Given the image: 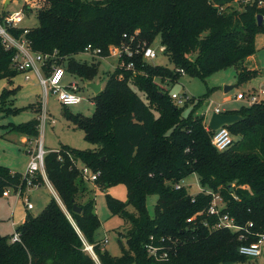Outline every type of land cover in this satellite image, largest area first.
Segmentation results:
<instances>
[{
  "label": "trees",
  "instance_id": "obj_1",
  "mask_svg": "<svg viewBox=\"0 0 264 264\" xmlns=\"http://www.w3.org/2000/svg\"><path fill=\"white\" fill-rule=\"evenodd\" d=\"M259 1L34 0L38 25L31 28L9 26L6 17L10 12L0 13V21L12 35L26 38L32 51L49 56L42 66L47 75L54 64H62L84 83L93 82L101 60L77 57L87 45L102 48L104 55L111 45H128L134 51L132 56L124 55V65L108 72L104 86L94 96L91 116L64 106L65 117L95 147L62 145L45 155L47 178L66 211L52 196L39 214L29 213L16 228L19 241L11 240L13 233L0 232V264H256L239 248L264 233V99L224 111L241 116L225 125L241 138L219 151L212 144L214 130L207 127L205 115L196 112L207 96H192L178 106L170 91L160 85L175 83L185 74L205 80L233 66L238 85L256 77L259 71L246 62L257 51V35L264 33V22L259 25L257 18L264 19ZM234 3L238 5L234 7ZM31 8L25 4V9ZM157 38L171 66L143 59V43L153 45ZM17 51L7 47L0 36V79L10 84L0 94V113L34 109L37 117L6 127L36 140L42 101L15 105L20 87L13 83L21 73L16 67ZM129 63L134 67L128 68ZM190 104L193 109L185 115ZM83 166L100 173L97 189L116 184L127 188L126 201L106 193L111 214L128 225L120 232L126 239L121 256L112 255L95 237L101 220L95 199L81 200L88 193ZM192 174L198 176L201 186L197 194H191L185 185L176 186ZM33 181L38 186L45 184L40 173ZM19 187L27 188L24 175L0 164V196L6 189ZM212 193L223 196L222 211L234 217L242 229L213 227L217 218L206 213ZM151 195L158 197L154 215L147 205ZM79 232L93 245L98 261L85 250ZM163 237L173 246L169 256L150 255L147 244L161 243Z\"/></svg>",
  "mask_w": 264,
  "mask_h": 264
},
{
  "label": "rangeland",
  "instance_id": "obj_2",
  "mask_svg": "<svg viewBox=\"0 0 264 264\" xmlns=\"http://www.w3.org/2000/svg\"><path fill=\"white\" fill-rule=\"evenodd\" d=\"M25 1L26 0H14L10 4L9 0L7 6H9L10 13L24 10V17L22 21H20L19 25L31 28L38 25V8L34 3V0H28L27 5H31L32 8L31 10L25 9ZM237 5V3H234V7H236ZM262 6H264V3ZM4 7L5 2L0 0V13L3 11ZM262 22H264L263 18ZM0 23L4 25L1 21ZM160 46V39L157 38L153 43V47L158 51V56L155 59L151 60V63L171 66L166 54L160 51ZM77 57L82 60H91L90 57L83 53L77 55ZM246 64L251 68L257 67L259 74L240 85H238L237 68L233 66L214 73L213 75L207 77L205 80L199 77L190 76L188 74L182 75L177 82L167 85L166 92L168 90L179 93L187 92L189 95L196 97V99H202L203 97L207 96L201 106L196 110V112L197 114H204L206 122L207 124H209L211 115L218 105L228 108L240 107L245 103V101H236L234 100V96L237 93L243 91L246 92V94L249 93L253 86H255V83L257 85L259 84L258 82L260 81V79H262L260 78V76H264V33H259L257 35V51L254 54V59L251 61L247 60ZM113 65H116L115 58H110L105 61L102 60L100 73L96 77L95 81L104 86L108 77V72L114 68ZM29 74L31 75L30 80H26V73L24 72L19 73L14 78V86L20 87L16 95L15 105L24 107L35 103L38 100L44 101V106L46 108V111L48 112V114L46 115L48 117V122L45 126L43 124L41 125L40 137L44 142L45 148H60L62 145H69L78 149L94 148L95 145L86 140L84 131L78 128L72 121L68 120L65 117L62 104L58 101V97L52 92H50L49 95L45 96L38 76L35 73ZM70 80L78 82V87L80 90V94L83 97V101L77 105L69 106V109L75 113H81L86 116H91L95 111V104L93 102L95 96L94 90L86 86V84H84V82L80 78L75 77L67 72L64 78V82ZM9 85V81L7 79H0V94L2 90ZM226 85H235V87L225 92L224 88ZM225 96L232 97V102L227 104L223 103V98ZM210 102H213L211 105L212 107L208 108ZM192 109L193 105L190 104L185 108L184 114L187 115ZM43 112L44 107L42 104V114L40 115V117L43 115ZM35 117H37V113L32 108L24 109L17 114L6 115L3 112L0 113L1 165L9 166L14 170L21 172L22 174H25L27 172L28 164L33 155L32 151H35L37 148V141L34 142V147L25 143H21L18 140L19 133L15 131H9V133H7L8 127H6V125H9L10 122H26ZM51 120H54L55 123H53ZM233 138L234 140H238L241 138V135H233ZM182 183L188 187L191 194H197L201 191L199 179L196 174L190 175ZM49 184L53 189L49 187L50 185H48L46 181L43 185L28 187V193L30 195L29 202L34 206V209L30 211L31 214H39L49 203L52 196H54L58 200L60 205L66 211V208L60 200L58 193H56L54 186L51 183ZM86 187L88 193L87 195H84L81 200L86 201L87 199H89V197H93L96 202V212L101 220V226L95 234L96 239L104 241V239L107 238L108 242L105 243V248L112 255L121 256L123 249L121 248L120 241L124 246H126V239L120 236V232L124 233L128 225L119 215L111 214V211L107 205L106 193H109L110 195L118 199L126 201L128 199L126 186L124 184H116L102 190L100 188L97 189L94 183L87 180ZM14 195L16 196V193L13 190L12 197L10 198V205H7L4 201H0L3 203L6 215L8 217L10 216L12 207L15 203ZM157 198V195H151L148 197L147 205L151 215H154ZM25 204V201L20 200V203L16 208V220L18 219V215L25 210ZM129 208L130 210H133L131 206ZM3 220H6L7 223L10 222L9 219L3 218ZM10 232L11 233H9V235H11L13 232L12 228ZM86 251L93 257H95V259L98 261V258L94 256L91 251ZM251 260L256 264H264V244L262 255L256 258H251Z\"/></svg>",
  "mask_w": 264,
  "mask_h": 264
},
{
  "label": "built area",
  "instance_id": "obj_3",
  "mask_svg": "<svg viewBox=\"0 0 264 264\" xmlns=\"http://www.w3.org/2000/svg\"><path fill=\"white\" fill-rule=\"evenodd\" d=\"M248 1V0H246ZM264 0L259 1V5H263ZM24 17V10L16 11L14 13L9 14L6 17V22L9 24V26L16 27L20 23V21ZM0 36L3 38L4 43L7 47H15L17 51V55L15 56L16 61V67L21 71L26 73V80L31 79L30 72H34L38 78L39 81L43 87L45 96L49 95L50 92L55 94L58 97V101L63 106H72L77 105L82 102L83 97L80 94V90L78 87L77 81H71L70 83H65L64 78L66 75V68L62 64H54L51 68L50 73L47 75L45 74L42 66L45 63L46 59L49 57L48 55H44L42 53L34 52L32 51L29 42L26 38H16L14 35H12L8 29L3 26L0 23ZM142 48V55L143 59L147 62H151V60L155 59L158 56V51L153 47V45L147 46L146 43H143ZM138 52L140 49L137 50ZM160 51H164V47L160 46ZM83 54L87 55L91 59H99V60H108L110 58L116 59V65H113V67H117L118 65L122 66L124 65V55L132 56L134 51L131 49L128 45H111L108 50V54L104 55L102 48L94 47L93 45L89 44L87 45L83 52ZM128 68H133V64L129 63L127 65ZM177 71H180L181 73H185L183 69H178ZM161 89L167 90V85H160ZM171 97L175 104L178 106H183L186 104V102L192 97L187 92H173L170 91ZM264 96V86H260L257 91H251L246 94V92H240L237 93L234 96V100L236 101H245V105H251L257 102H260ZM213 102H210L208 105V108L212 107ZM214 111L218 113H223V108L218 105ZM46 111L43 112V115L40 117V128L43 124L44 126L48 122V117L46 116ZM54 122V120H51ZM208 128L209 124L207 125ZM41 134V133H40ZM41 136V135H40ZM39 136L37 141V148L35 151H32L33 155L32 158L28 164V170L24 175V178L26 180L27 187H34L38 186L34 183L33 179L37 174H42L44 180L50 185L49 180L46 175L45 171V155L50 152L47 150L44 146V142ZM234 142V138L232 133L228 128L225 126H221L218 129L214 130V134L212 136V144L219 150L224 151L231 147V145ZM83 178L87 181H90L92 183H96V180L98 179L100 173L93 171L88 166H83L81 169ZM181 185H184L183 183L177 184L176 186L179 188ZM50 188L51 185L49 186ZM53 189V188H52ZM15 193L18 196H23L24 201L26 203L27 209H32L33 204L29 202V198L24 195L23 190L21 187L14 190ZM9 195V189L4 190L2 193V196H8ZM225 206V200L223 196L219 193H212V200L210 202V205L208 209L206 210L207 215L209 216H216L217 220L215 224L213 225L214 228H225V229H231V230H240L242 229L239 224L235 222L234 217L229 215L227 212H223V207ZM203 211L198 212L197 214H202ZM196 214V215H197ZM196 215L188 218V221H192ZM250 226L253 225V223H249ZM247 228V227H246ZM80 233V232H79ZM84 244L85 249L92 252L94 256V250L93 245L89 244L83 237V235L80 233ZM246 237L244 235H241V239H245ZM153 240V237H151ZM12 241H19L20 240V233L18 231H14L13 236L11 238ZM171 240V238L169 239ZM166 238H161V243H155L154 241L149 242L146 246L147 251L150 255L158 258H167L170 254V252L173 250V246H168L166 244ZM104 244L108 242V239H104L102 241ZM263 244H264V233L259 234V239L255 242L251 243H244L240 246L239 251L241 254L248 256L250 258H256L262 255L263 253Z\"/></svg>",
  "mask_w": 264,
  "mask_h": 264
},
{
  "label": "crops",
  "instance_id": "obj_4",
  "mask_svg": "<svg viewBox=\"0 0 264 264\" xmlns=\"http://www.w3.org/2000/svg\"><path fill=\"white\" fill-rule=\"evenodd\" d=\"M3 2H5L6 3V0H2ZM14 0H10V4L13 2ZM27 2H28V0H26L25 1V3L27 4ZM9 4V5H10ZM31 6V5H30ZM4 10H7V11H9V6H5L4 8H3V11ZM11 14V13H10ZM22 21V20H21ZM18 26L19 27H23V26H21V25H19L18 24ZM24 28H28V27H24ZM257 42V41H256ZM254 59V55H252V56H250L249 58H248V60L249 61H251V60H253ZM254 69H257V67L256 68H254ZM258 70V69H257ZM30 73H34V72H30ZM66 73H67V70H66ZM259 74V73H258ZM66 76V75H65ZM260 78H262V79H260V81L258 82L259 84L257 85L256 83H255V86H253V88L249 91V92H251V91H257V89H258V86L260 87L261 85L263 86L264 85V76L262 77V76H260ZM71 81H74V80H70V81H65V83L67 84V83H70ZM93 82H97V81H93ZM89 83L90 82H85L84 84H86V86H88L89 87ZM14 86V85H13ZM103 87V86H102ZM244 92V91H243ZM263 99H264V96L262 97ZM232 97H230V96H225L224 98H223V103H230V102H232ZM42 101V100H41ZM83 101V100H82ZM42 104H43V107H44V111H46V108H45V106H44V101H42ZM62 108H64V106L62 105ZM223 108V110L224 111H226V110H230V109H237V108H239V107H232V108H228V107H222ZM46 114H48V112L46 111ZM10 123H13V122H10ZM53 123H55V121L53 122ZM7 133H9V131L7 130ZM10 135V134H9ZM18 140L21 142V143H25V144H27V145H31V146H33L34 147V142L36 141L35 139H31V138H29L28 136H26V135H24V134H19V136H18ZM58 148H49V149H47V150H49V151H52V150H57ZM7 167H9V166H7ZM13 172H19V171H17V170H14L13 168H11V167H9ZM21 173V172H20ZM28 187L23 191V193H24V195H26L29 199H30V195H29V193H28ZM12 193H13V189H9V195L8 196H0V201H4L7 205H10L11 204V200H10V198L12 197ZM54 193V192H53ZM57 193V192H56ZM55 195V194H54ZM15 196V195H14ZM17 196V197H16ZM16 196L14 197V200H15V203H14V206L12 207V211H11V214H10V216L8 217L7 215H6V211H5V208H4V206H3V203L2 202H0V218H1V222H0V232H1V234H3V235H9V233H11L10 231H11V228H12V230H13V232L12 233H14V231L16 230V228L20 225V224H22L25 220H26V218H27V216H28V214L30 213V211L31 210H33L34 209V206H33V208L32 209H27V207H26V204H25V210L21 213V214H19L18 215V219L16 220V208L18 207V205H19V203H20V200H23L24 201V198H23V196H18L17 194H16ZM24 203V202H23ZM10 208V207H9ZM3 218L4 219H9V223H7L6 222V220H3Z\"/></svg>",
  "mask_w": 264,
  "mask_h": 264
},
{
  "label": "water",
  "instance_id": "obj_5",
  "mask_svg": "<svg viewBox=\"0 0 264 264\" xmlns=\"http://www.w3.org/2000/svg\"><path fill=\"white\" fill-rule=\"evenodd\" d=\"M8 2H9V0H6V3H5L6 7H7ZM257 18H258V24L260 25L262 23L263 17L261 15H258ZM89 87L94 90L95 94L99 93L102 89V85L100 83H97V82H90ZM234 87H235V85H226L224 90H225V92H227L230 89H233ZM240 119H241V116H239L237 114H227L224 112L218 113V112L214 111L213 114L211 115V118H210L209 127L212 130H216L221 126L232 124L236 121H239ZM75 210L80 211V208L75 206ZM120 245H121V248L123 249L124 245L121 241H120Z\"/></svg>",
  "mask_w": 264,
  "mask_h": 264
}]
</instances>
